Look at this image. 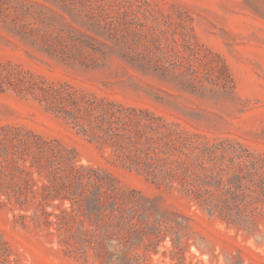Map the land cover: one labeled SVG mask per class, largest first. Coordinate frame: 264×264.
Instances as JSON below:
<instances>
[{
    "label": "rangeland",
    "instance_id": "rangeland-1",
    "mask_svg": "<svg viewBox=\"0 0 264 264\" xmlns=\"http://www.w3.org/2000/svg\"><path fill=\"white\" fill-rule=\"evenodd\" d=\"M0 264H264V0H0Z\"/></svg>",
    "mask_w": 264,
    "mask_h": 264
},
{
    "label": "trees",
    "instance_id": "trees-1",
    "mask_svg": "<svg viewBox=\"0 0 264 264\" xmlns=\"http://www.w3.org/2000/svg\"><path fill=\"white\" fill-rule=\"evenodd\" d=\"M48 106H51L50 103ZM89 114L95 120L93 131L97 137V141L99 140L102 143L109 144L115 148L119 154H126L128 152L127 149L130 153H134L135 155L137 153L136 156L131 158L129 157L130 161L128 163V167L130 169H135L136 171L140 172L147 170L146 168L149 170L153 167H156L155 164H145L146 161L143 159V156H146L147 151L143 147L137 148V143L132 137H129L128 144L125 143L127 140L126 136L131 134L134 130H136L138 133H142L144 136L149 133V130L153 131V125L144 124L139 118L136 117L138 114L150 116V113L147 111H138L136 109H125L122 106L108 103L105 105L103 104L102 107H94L93 105H90ZM135 117L137 118L136 121ZM74 128L84 136H92L90 134L92 130L87 129L79 119H76ZM132 147H136V149L133 151ZM136 157L141 158V161L143 159L144 165L133 161V159Z\"/></svg>",
    "mask_w": 264,
    "mask_h": 264
}]
</instances>
